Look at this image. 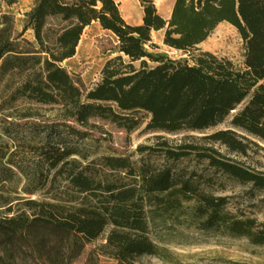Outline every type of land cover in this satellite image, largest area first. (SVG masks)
Wrapping results in <instances>:
<instances>
[{"label":"trees","instance_id":"16d2710c","mask_svg":"<svg viewBox=\"0 0 264 264\" xmlns=\"http://www.w3.org/2000/svg\"><path fill=\"white\" fill-rule=\"evenodd\" d=\"M31 10L15 34L14 16L0 0V186L24 182L34 196L60 183L82 195L77 205L27 201L26 210L0 219V264H64L106 228L102 255L134 264L165 250L148 236L150 223L184 225L208 237L245 240L264 248V223L227 210L228 199L175 168L182 160L203 165L221 179L264 192V171L220 153L244 154L243 140L264 145V0H174L164 20L153 0H138L140 25L127 24L115 0H27ZM116 40L98 80L86 86L61 64L74 57L91 24ZM235 28L243 45L236 66L199 46L218 25ZM33 31L34 42L23 37ZM185 55H153L152 33ZM48 112V120H44ZM176 135L202 133L226 123L204 140L208 145L165 142L155 164L128 157L90 158L77 141L100 120L125 132ZM76 125L74 127L72 125ZM11 212V210H8ZM32 261V263H31Z\"/></svg>","mask_w":264,"mask_h":264},{"label":"rangeland","instance_id":"374dc122","mask_svg":"<svg viewBox=\"0 0 264 264\" xmlns=\"http://www.w3.org/2000/svg\"><path fill=\"white\" fill-rule=\"evenodd\" d=\"M119 4V10L124 18H131L132 22L138 19L141 11L138 0H115ZM168 0H153L159 9L162 2ZM3 9L9 11L15 20V34H18L26 20L25 15L31 10V3L27 0H13L11 4L2 3ZM163 31L152 33V44L155 49L148 51L153 55H163L167 59L175 61L186 58L179 52L168 49L162 44ZM23 37L34 42L33 31L27 29ZM116 45L115 38L107 32H103L97 24L87 27L78 45L76 55L62 63L69 73H77L86 86L95 83L100 74L104 62L113 57L111 52ZM201 51H207L217 57H225L236 66H241L243 61L242 41L234 27L227 23L217 26L213 33L199 46ZM44 120H48V112H44ZM142 120L139 129L133 132H125L114 125L100 120L92 123L99 126L98 129L87 130L86 138L77 141L82 153L97 159L102 156L128 157L130 162L138 163L140 160L161 164V158L154 151L137 152L138 147H155L157 143L165 142L169 147L180 144H192L204 146L208 142L205 136L222 130L226 123L210 131L202 133H181L169 135L163 133L145 132L147 119L138 115ZM70 125L77 127L70 123ZM246 144L244 154L228 153L218 144L212 147L220 153L234 160L246 164L257 170L264 171V145L255 140H243ZM177 169L184 170L188 175L194 174L201 181L212 178V184L207 190L214 196L228 199L227 210L237 215L251 217L259 223H264V192L251 191L249 187H240L224 179L216 177L211 170L203 165H196L189 160H182L175 164ZM65 183L56 185L53 189H45L34 196L25 195L22 192L24 182L8 183L0 186V219L9 214H17L26 210L27 201L52 202L65 205H77L82 195H78L66 189ZM11 210V212H8ZM109 228L93 242L85 243L81 253L71 261H66L67 253L63 256L64 264H116L114 260L102 255L105 238ZM148 236L159 247L165 250L163 257L145 256L136 259L134 264H264V248L251 246L245 240H233L223 237H208L202 235L194 228L167 222L162 225L160 221L149 224ZM32 263V261H31Z\"/></svg>","mask_w":264,"mask_h":264},{"label":"crops","instance_id":"0c3cea01","mask_svg":"<svg viewBox=\"0 0 264 264\" xmlns=\"http://www.w3.org/2000/svg\"><path fill=\"white\" fill-rule=\"evenodd\" d=\"M169 1H172V2H174V0H169ZM165 3H167V1L166 2H162V4H161V7L158 9L157 8V6H155L156 7V10H157V13L164 19V20H167L169 17H170V15H169V17L168 18H164V15H165V10H164V4ZM154 5H155V3H154ZM173 5V4H172ZM141 8V7H140ZM172 9V8H171ZM120 11V10H119ZM170 13H171V11H170ZM120 14H121V12H120ZM121 16H122V14H121ZM122 18H123V20L127 23V24H130V25H140L141 24V22H142V9H141V11H139L138 12V19H137V21L136 22H132V19L131 18H124L123 16H122ZM93 24H95V23H93ZM101 29V28H100ZM103 31V30H102ZM103 32H106V31H103ZM158 32H160V31H158ZM108 33V32H107ZM155 33V32H154ZM81 40V39H80ZM79 43H80V41H79ZM79 43H78V45H79ZM77 51H78V46H77V48H76V52H75V55H76V53H77ZM74 55V56H75ZM72 59V58H71ZM70 60V59H69ZM68 61V60H67Z\"/></svg>","mask_w":264,"mask_h":264},{"label":"bare ground","instance_id":"6f19581e","mask_svg":"<svg viewBox=\"0 0 264 264\" xmlns=\"http://www.w3.org/2000/svg\"><path fill=\"white\" fill-rule=\"evenodd\" d=\"M172 4L173 2L172 1H167V3L164 4V10H165V15H164V18H168L169 15H170V11H171V8H172Z\"/></svg>","mask_w":264,"mask_h":264},{"label":"water","instance_id":"95a60500","mask_svg":"<svg viewBox=\"0 0 264 264\" xmlns=\"http://www.w3.org/2000/svg\"><path fill=\"white\" fill-rule=\"evenodd\" d=\"M168 19H169V18H168ZM168 19H167V20H168Z\"/></svg>","mask_w":264,"mask_h":264}]
</instances>
